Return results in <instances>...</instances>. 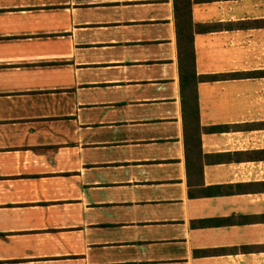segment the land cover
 <instances>
[{"label": "crops", "instance_id": "1", "mask_svg": "<svg viewBox=\"0 0 264 264\" xmlns=\"http://www.w3.org/2000/svg\"><path fill=\"white\" fill-rule=\"evenodd\" d=\"M190 14L198 76L264 70V0ZM196 93L173 0H0V264H264V76Z\"/></svg>", "mask_w": 264, "mask_h": 264}, {"label": "trees", "instance_id": "2", "mask_svg": "<svg viewBox=\"0 0 264 264\" xmlns=\"http://www.w3.org/2000/svg\"><path fill=\"white\" fill-rule=\"evenodd\" d=\"M212 1L216 0H173L181 103L184 115L188 116L191 123L195 124H197L198 121L196 86L199 82H210L223 78H237L239 76H246L247 78L264 76V71L209 76H198L196 74L193 49L194 33H205L217 27L198 26L194 28L191 23L190 8L193 2L207 3ZM243 25V23L230 24L232 28H242ZM247 25H249V23Z\"/></svg>", "mask_w": 264, "mask_h": 264}, {"label": "rangeland", "instance_id": "3", "mask_svg": "<svg viewBox=\"0 0 264 264\" xmlns=\"http://www.w3.org/2000/svg\"><path fill=\"white\" fill-rule=\"evenodd\" d=\"M262 69H264V66L261 67ZM264 71V70H263Z\"/></svg>", "mask_w": 264, "mask_h": 264}]
</instances>
